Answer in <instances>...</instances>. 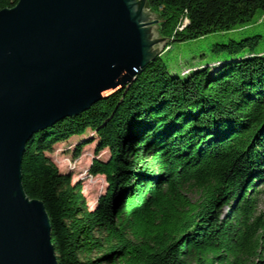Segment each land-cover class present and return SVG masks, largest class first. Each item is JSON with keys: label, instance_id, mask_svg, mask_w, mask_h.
<instances>
[{"label": "trees", "instance_id": "16d2710c", "mask_svg": "<svg viewBox=\"0 0 264 264\" xmlns=\"http://www.w3.org/2000/svg\"><path fill=\"white\" fill-rule=\"evenodd\" d=\"M147 2L167 47L131 84L31 138L24 191L45 205L58 264H264V34L171 55L245 33L264 0ZM72 139L76 157L95 144L89 174L107 188L94 208L51 157Z\"/></svg>", "mask_w": 264, "mask_h": 264}, {"label": "water", "instance_id": "95a60500", "mask_svg": "<svg viewBox=\"0 0 264 264\" xmlns=\"http://www.w3.org/2000/svg\"><path fill=\"white\" fill-rule=\"evenodd\" d=\"M147 1L18 0L0 11V264H58L45 205L22 185L27 146L165 50Z\"/></svg>", "mask_w": 264, "mask_h": 264}, {"label": "rangeland", "instance_id": "374dc122", "mask_svg": "<svg viewBox=\"0 0 264 264\" xmlns=\"http://www.w3.org/2000/svg\"><path fill=\"white\" fill-rule=\"evenodd\" d=\"M255 31H260L264 34V19L261 20L253 28L248 29L245 33L236 32L231 35H211L196 41H190L172 47L171 55L179 56L183 59H193L195 56L199 57L203 51L208 52L215 43H225L229 38L241 39L243 35L249 36ZM246 36V37H247ZM264 48V42L261 48ZM199 59V58H197ZM76 139L69 142L59 144L56 147L55 153L51 155L54 162L62 172H71L73 174V181H81L83 184V192L87 198L88 204L94 208L97 204L98 198L106 191L107 182L103 176L93 177L89 174V168L95 158V144H90L84 147L82 154L79 157L74 156ZM109 151H103L98 158L108 159ZM260 211L264 210V204L261 203Z\"/></svg>", "mask_w": 264, "mask_h": 264}]
</instances>
